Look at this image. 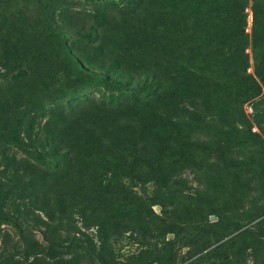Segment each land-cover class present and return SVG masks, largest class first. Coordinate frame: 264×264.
I'll return each mask as SVG.
<instances>
[{"label":"rangeland","instance_id":"374dc122","mask_svg":"<svg viewBox=\"0 0 264 264\" xmlns=\"http://www.w3.org/2000/svg\"><path fill=\"white\" fill-rule=\"evenodd\" d=\"M149 1L49 0L42 15L49 34L69 20L79 31L58 34V45L67 49L85 35L84 45L71 56L61 54L53 70L58 84L49 74L48 86L43 77L30 84L27 72L21 101L10 105L0 84V100L11 107L0 114V183L10 187L18 176L30 181L32 170L49 173V180L75 173V191L83 198L72 206L63 195L60 213L50 217L36 210L27 183L1 187L0 212L18 228L0 221V264H149L151 258L220 264L234 256L242 264H264V79L256 76L264 70L257 69L260 57L250 44L254 0L242 9L243 53L245 74L259 90L244 100L234 52L204 41L209 22L190 14L187 28H167L162 44L160 6ZM183 33L195 34L200 45L183 49L176 40ZM88 39H101L104 49ZM206 57L217 66L205 67ZM223 72L238 80L224 79ZM161 75L188 80L197 93L153 100L140 87ZM7 79L0 71V82ZM152 110L157 123L166 124L165 138L142 133ZM55 126L62 133L45 146ZM65 152L69 165L54 169ZM204 181L215 188L202 215L206 228L185 229L183 240L157 235L153 225L178 224L176 212L192 208L194 195L204 196ZM91 211L103 217L100 231L95 222L84 224Z\"/></svg>","mask_w":264,"mask_h":264},{"label":"trees","instance_id":"16d2710c","mask_svg":"<svg viewBox=\"0 0 264 264\" xmlns=\"http://www.w3.org/2000/svg\"><path fill=\"white\" fill-rule=\"evenodd\" d=\"M48 2L49 0H0V71L8 77L7 80H2L0 84L1 86H5V88L2 89V92L6 91V89L8 90L4 95L10 96V100L7 103L19 100L21 94H24L25 84H21L20 82L27 77V72L31 74V77L29 78L30 80H28L30 84H35L34 77H43L46 78L48 86L51 84V79L48 78V74L54 77L57 84L60 83V77L55 79L56 75L53 73V70L58 64V59L61 58V54L71 56L72 51H75L84 45L82 42L86 39L85 35L82 38L76 37L67 49L65 48V45H58V38H60L58 37V34L65 35L69 31L76 32L79 31V29L74 23L66 20L65 24L59 25L57 34H49L46 21L42 16ZM149 2L151 4L157 2L160 6V16L158 15V21H160L159 27L164 31L163 34L165 35H167V28L178 30L186 29L187 18L190 14L194 16V19L200 17L198 21L199 23L206 19L209 22L208 29L210 30V33L207 34L208 37L204 39L206 44L213 50L221 48L226 51H232L234 52V56L238 59V65L236 64V75L239 80L235 76L234 79L238 80L240 83L239 92L240 95H242V100L248 97H253L258 92L259 87L257 83L253 81L249 75L245 74L246 61L243 49L245 48L246 39L242 32L244 25L242 9L244 8L245 0H150ZM262 12H264V0H254L252 11L253 26L251 30L250 44L253 51H256L259 54L260 59H258V62L256 63V67H258L257 69L259 70H264V23H262L259 18V15ZM101 19H103V17H101ZM174 19L175 22L173 21ZM51 26H54L55 28L53 22L51 23ZM132 34L133 33L131 32L127 37L130 38ZM182 36L186 37L184 41L181 39ZM168 37V35L165 38L162 34L160 35L162 44L168 39ZM176 40L181 46H183V49L189 52L192 51L193 47L195 48L200 45L198 37L195 34L190 37L183 33L176 37ZM88 43L95 44L99 47L100 51L101 49H104L105 46V42L101 39H98L97 41L88 39ZM100 51L97 50L98 53H101ZM224 62L229 63L231 61L227 58ZM202 64L207 68L213 69L218 63L212 57H206L202 61ZM13 70L17 71V74L10 77L9 74ZM223 74L224 79L234 80L233 78H230L227 72H223ZM258 74L260 75H256L257 77L264 79V72ZM105 75L110 77L111 73L106 72ZM161 76L162 77L150 78L147 82L142 83L140 90L144 89L146 95L153 100H160V97L168 99V97L171 98L173 95H183L188 97L197 93V87L192 85L188 80H183L182 78L177 79V76L171 78L166 77L165 75ZM26 95L33 99L29 93H26ZM227 95L229 97L232 96L231 94ZM157 96L159 98H157ZM9 105H5V103L2 104L0 100V114L10 110L11 107ZM3 108H5L4 111H2ZM149 111H151V109L148 110V112ZM152 113L153 110L150 114L143 117L144 127L142 133L147 135L148 138H165L162 134L166 133V124L157 123L156 118ZM155 124L158 125L156 126ZM53 130L55 132H52L49 137L44 138L45 146L52 144L55 139H58L59 134L62 133V129L58 126H55ZM65 165H69L66 152L54 161L52 167L58 170ZM29 176H32L30 181L21 180L20 176H18L16 178L17 183H12L10 187L0 183V189L3 187L9 191L15 188V184L20 185L21 183H27L26 186H28V189H26V187H23V189L32 190L35 193V208H38L36 210H45L50 217L53 216L54 212L60 213L59 209L63 207L61 205V197H63V195L68 196V201L72 206L80 204L78 202L83 199L79 198V193H76L75 191L78 186V182L73 181L75 173L69 174L66 179L58 177L55 180H49V173L46 172L44 174L32 170V173H30ZM203 186L205 187L206 193L204 196L200 194L194 195V198L191 199L193 200L191 204L192 208L187 211L176 212L175 218L178 224L172 226L163 224H160L159 226L153 225L157 231V235L158 233L160 235L172 233L174 236L180 237V240H183L185 238V229L193 228L201 231L206 228L204 225L205 223L202 220V215L205 213V209L208 208L206 200L210 199L211 196H214L215 188H213V185L207 181L203 182ZM49 194H51L52 197H50ZM51 205H54V207L57 208H51ZM3 206L4 204L2 200V205L0 207ZM132 209L133 208L124 215H128L129 212H132ZM81 212L83 213V211ZM90 213L92 214L90 219L84 221V224L91 225L95 222L94 225L97 226L98 231H100V227H103V217H98V215L94 214V211H91ZM6 217V214H3L1 210L0 221L7 222L14 228H18L15 221L6 219ZM188 218L190 220H188ZM38 222L43 223L41 220H38ZM192 224L194 226H192ZM192 238L190 240H192ZM97 242L100 244L103 243L100 236L97 237ZM218 247L211 251L217 250ZM151 259L152 260L148 261L149 264H157L156 258ZM238 260L239 259L234 256L232 259L223 261L220 264H242Z\"/></svg>","mask_w":264,"mask_h":264}]
</instances>
